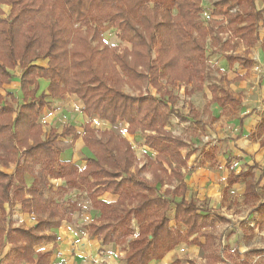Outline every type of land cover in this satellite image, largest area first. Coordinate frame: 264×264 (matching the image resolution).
Masks as SVG:
<instances>
[{"label": "trees", "instance_id": "16d2710c", "mask_svg": "<svg viewBox=\"0 0 264 264\" xmlns=\"http://www.w3.org/2000/svg\"><path fill=\"white\" fill-rule=\"evenodd\" d=\"M261 2L259 8L257 0H218L213 15L221 18L205 23L202 0H0V246L11 244L8 259L50 263L51 253L36 247L55 242L54 230L82 210L80 200L67 198L60 203L55 198L59 191L70 190L86 191L99 211L90 224V235L105 245L127 244L128 264L160 260L192 236L206 261L188 260L190 264H251L250 254L264 255V248H249L245 258L240 248L218 249V236L206 228L227 218L205 201L186 199L183 169L196 149L185 153L188 142L168 128L179 101L174 90L184 84L185 93L193 95L205 88L209 40L225 51L230 66H253L249 49L259 44L264 51ZM4 6L10 7L7 14ZM107 22L130 47L105 41L102 28ZM226 33L247 48L244 54L224 40ZM17 67L21 68L22 103L12 93L1 92L12 82ZM243 78L222 76L221 83L209 84L211 103L240 104L230 84ZM41 79L49 83L43 93ZM126 85L133 93L124 90ZM68 94L83 102L84 114L105 119L112 127L99 130L87 121L82 132L67 124L61 132L51 127L45 134L40 118L49 106L48 98ZM122 122L129 124V133H144V144L155 156L147 154L146 162L137 163ZM263 133L264 118L253 135L260 138ZM79 138L92 154L83 167L63 156ZM204 155L215 163L212 152ZM12 166L14 171H8ZM263 177H256L252 167L239 173L230 168L229 185L244 181L245 201L256 212L255 225H244L247 243L256 227L264 229ZM53 179L65 183L56 190ZM106 192L118 199H100ZM6 204H19L23 213L35 217V223L15 225ZM200 236H206L205 244ZM182 263L177 259L171 264Z\"/></svg>", "mask_w": 264, "mask_h": 264}, {"label": "rangeland", "instance_id": "374dc122", "mask_svg": "<svg viewBox=\"0 0 264 264\" xmlns=\"http://www.w3.org/2000/svg\"><path fill=\"white\" fill-rule=\"evenodd\" d=\"M218 0H202L203 12L201 14V19L208 23L212 18H221L213 15L214 4ZM257 6L259 8L263 7L261 0H257ZM6 14L9 12L10 7L4 6ZM264 30L263 27L260 28L261 31ZM103 38L106 42L111 44H117L120 47L129 46L127 42H123L118 37V31L113 28L111 23L107 22L102 28ZM224 40L229 39V42L235 45V52H243L244 46L235 39H230L228 33L224 34ZM261 48L259 44L249 49L252 52L256 62L254 66L249 70L247 78L243 82H235L231 85L234 92L240 95L242 99V104L238 106H227L225 108L216 107L215 104L209 102L211 98V92L208 89V85L211 83H221L220 79L222 76H226L229 79L235 78L236 75L245 73L238 63L230 66L226 57L225 51L221 48L216 49L212 46L211 40L208 42V76L205 83V88L203 91H197L193 95H187L185 93L186 86L180 84L174 92L179 96V101L175 105V114L172 117L170 126L168 127L176 136H180L185 141L188 142V147L183 151L185 153L193 151L196 149L195 153L192 154L189 160V168L186 172L188 181L190 182V177L195 171L197 177L205 178V191L204 189H199L190 186L188 193L189 197L201 198L205 192L206 197L210 192H213L215 187L213 184H222L224 180L226 159L229 157L231 159V165L237 170L246 169L248 165H253L255 162V155L261 166L264 167V152L256 150L257 144L253 142L250 138L251 130L254 129L260 120V117L264 115V63L261 62V55L258 53ZM233 51V52H234ZM264 56V55H263ZM41 64H46L47 60H39ZM14 78L10 84L4 85L1 92L3 94L12 93L15 95L19 103L23 102V94L20 89V74L21 68L17 67L13 70ZM48 80H40V93H43L48 89ZM191 86H189V89ZM153 94H156V89L150 87ZM124 90L133 93L131 88L127 85L124 86ZM9 99V97L7 96ZM49 108L47 107L40 118V122L44 126L45 134H47L51 127L56 128L61 132L65 125L73 124L78 128H81L87 121L91 122L93 128L99 130H106L112 127L111 123L105 119H101L97 116L88 117L82 112L83 102L76 95H66L64 98H48ZM254 112L251 116H248L244 120V134L240 140L238 136L240 126L239 122L243 115ZM178 114V116H177ZM129 124L127 122L120 123L123 135L129 139L137 154V163L141 165L147 161V154L155 156L156 152L147 146H145V135L142 132H138L133 135L127 131ZM211 136L209 141H205L206 136ZM220 144V145H219ZM243 146L246 154L240 153L237 149L238 145ZM86 148V147H85ZM208 148L217 158L216 165H211L208 159H205V152ZM69 157L73 158L75 152H79V148L76 150L69 151ZM254 154H252V153ZM250 153V154H249ZM238 155V156H236ZM80 154H76L74 158L78 162L80 161ZM79 164V163H78ZM137 164V165H138ZM215 172V177L212 179L210 172ZM262 169L258 168V172ZM30 177H28L29 179ZM54 180V179H53ZM54 182L55 189L59 188L60 185H64V181L61 179ZM191 184V183H189ZM193 184V183H192ZM208 193V194H207ZM105 194V193H104ZM103 194V195H104ZM212 197L216 196L217 193H211ZM241 193L239 189H234L232 192V197L235 198L227 200L225 202H218L216 198L213 199L216 209L229 214L230 218L228 222L220 224L218 227V232L221 236L222 246H231L232 248L239 247L242 250V258H245V251L249 247L253 248H264V230L257 231L249 243L245 242L244 231L242 227L244 225H254L255 223V210L252 206L245 205L240 197ZM55 198L62 203L67 198H75L76 200H84L88 198L86 191L83 190H70L66 193L59 191ZM211 198V197H210ZM231 198V197H230ZM179 200V198H177ZM71 200V199H70ZM10 215L14 216L17 222L22 223L23 221H28L31 223L34 221L33 218L29 217L25 219L21 215V210L18 206L11 208ZM174 205H172V210L170 212V217H173ZM26 224V223H24ZM172 225L175 222L172 221ZM183 228L182 226H180ZM221 246V245H220ZM189 254H185L184 258H188ZM248 257V256H247ZM196 258V257H195ZM198 259V258H196ZM251 264H264V255L260 257L256 253H252L249 256ZM199 260V259H198Z\"/></svg>", "mask_w": 264, "mask_h": 264}, {"label": "crops", "instance_id": "0c3cea01", "mask_svg": "<svg viewBox=\"0 0 264 264\" xmlns=\"http://www.w3.org/2000/svg\"><path fill=\"white\" fill-rule=\"evenodd\" d=\"M260 36H261V38L264 37V30L261 31ZM246 49L247 48L244 46V51L242 52V54H244ZM239 53H241V52H239ZM258 53H260V55L262 57L261 62L264 63V56H263L264 51H263V49L261 48V50L258 51ZM249 56L255 60L251 51L249 53ZM255 62H256V60H255ZM255 62H254V64H255ZM254 64H253V66H254ZM250 69H244L245 73L243 72L242 74H238V75L244 76V78L241 80H237L235 82L245 81V79L247 78V74H248ZM235 82H232L230 84L231 90H232L231 85ZM234 93H236V92H234ZM237 95L240 97L239 94H237ZM211 98H212V95H211ZM211 98H210V100H211ZM210 100H209V102L211 103ZM240 100H241L240 104H242L241 97H240ZM212 104H215L216 107H221L217 103H212ZM240 104H238V105H240ZM238 105H228V106H238ZM222 108H225V107H222ZM253 113L254 112H249V113L243 115V117L240 119V122H239L240 130H239V134L237 136L240 138V140L242 139V136L244 134V120L248 116H251ZM263 118H264V115L262 117H260V120L258 121L256 127L251 130V134H250V138L253 140V142L255 144H257L255 151L259 150L262 152H264V146L261 145V139L264 138V133L260 138H257L253 134L255 132H257L259 124L261 123ZM78 130L80 132L83 131L82 127L78 128ZM209 139H211L210 135L206 136L204 138V140L206 142L209 141ZM237 145H238L237 149L240 151V153L246 154V152H245L246 150L244 151L243 146H241L240 144H237ZM76 148H79L80 153L75 152V154L73 155V158L69 157L70 152L65 153L63 156L67 159H72L74 162L79 163L80 167H83L86 164V160H85L86 156L87 155L91 156L92 154L87 148H85V144H84V141L82 138H79L75 142L71 151L76 150ZM207 152H211V150L208 148ZM76 154H80L79 157H81V158L79 159V161L83 157H85L81 160L82 162H78L76 160V158H74V156ZM252 154H254V153H252ZM236 156H238V155H236ZM205 159H208V161L210 162L211 165H216V163H217L216 156L214 158L216 160L215 163H211V160H212L211 158L205 157ZM258 161H260V160H258V158L255 155L254 164L248 165L246 169H248V167H252L255 170L256 177H260L262 174L264 176V167L261 166V164ZM188 166H189V161H188ZM188 168L189 167H187L186 169L185 168L183 169L184 174H185V180H186L187 185H188V190H187L186 196H185L187 200L194 198L192 196L191 197L188 196L190 186L193 185V187H195V188L197 186V188H199L201 190V189H204L205 185H206L205 184V178L203 179V177H197V174L195 171L191 175L190 182H189L187 179V176H186V172H187ZM225 168H226L225 169L226 171L224 174V180H223L222 184H213L212 187H215V189H213V192H210L209 194L207 193L208 196H210L211 198L206 197L205 196L206 192H205L204 194H202V195H204L203 197L194 198V199H196L199 203H202L204 201L207 202L209 207H211L218 214H221L222 216H225L227 218V221L217 222L215 227H208V228H206V230H208L211 233H214L218 236V244H217L218 249H223V248L224 249H226V248L235 249V248H232L231 246H222V244H221V236L218 232V227L220 224H224V223L228 222L230 215L226 214L223 211H220L219 209H216V205H214L212 198H216L218 200V202H225V201L230 200V199H233V201H234L235 198L232 197V192L234 189H239L240 193H241L240 197L243 200V203L245 205L252 206L253 208H254V205L248 204L245 201V198H246L245 192H246L247 187H246V183L244 181H239L237 183H234L233 185H229V183H228L230 168L234 169L236 173H239L240 171L246 170V169L240 168V170H237L234 167V165H231V159L229 157L226 159V167ZM258 168H261L262 171L258 172ZM7 170L10 172H13L14 166L8 168ZM210 175H211L212 179H214L216 174H215V172L211 171ZM52 181L56 182L58 180L54 179ZM189 183H191V184H189ZM261 185H264V177H263V180L261 182ZM204 191H205V189H204ZM211 193H217V195L212 197ZM178 198L180 200V197H178ZM100 199L106 200L108 202H112V201H116L118 199V195L112 194L110 192H106L104 195L101 196ZM79 204L82 205V210L75 211L73 216H72L71 221H64L59 228L54 230L57 234L58 239L55 242L42 243L36 247V250L39 252H50L51 253L49 264H128L126 261V255H127V251H128L127 244L122 245V244H118V243H111V244L105 245L102 243V241L99 239L98 236L90 235V224L93 221L97 220V218L99 216V211L95 210L92 207V203H91V200L89 198H85L84 200L79 201ZM5 206H6L7 211L9 212L10 211V210H8L9 205L6 204ZM16 206H18L21 210V207L19 204H16V205L10 206V207L14 208ZM173 214H174V212H173ZM21 215L25 219L31 217L34 219V221L31 223H28V221L25 220L22 223H19L15 220L16 218L14 216L10 215V212H9V217L13 220L15 225L26 223V225L30 226V225H33L35 223V217L33 215H30L28 213H23L22 211H21ZM255 218H256V212H255ZM254 225H255V223H254ZM254 225L252 224L251 226H254ZM135 228H136V231H138V226L136 225V223H135ZM242 229L244 231V239H245L244 226L242 227ZM257 231H261V229L256 227L255 228V235H256ZM193 238H194V236L190 237L188 240L180 242L177 246H175L173 249H171L169 252H167L162 259L153 260L150 262V264H171L172 262H174L177 259L183 260L182 264H190L188 260L197 261L199 263H205V261H206L205 258H202V256H200L201 245L194 243L192 241ZM199 241L201 243L205 244L206 243V236H200ZM245 242H246V239H245ZM10 248H11V244L8 242H5L3 245L0 246V264H30L29 262L19 263V262H15L11 259H8L6 256L9 253ZM236 248H239V247H236ZM240 250H241V248H240ZM187 253L189 254V257L184 258V255ZM195 257L198 258L199 260L196 259Z\"/></svg>", "mask_w": 264, "mask_h": 264}, {"label": "built area", "instance_id": "2783aa9c", "mask_svg": "<svg viewBox=\"0 0 264 264\" xmlns=\"http://www.w3.org/2000/svg\"><path fill=\"white\" fill-rule=\"evenodd\" d=\"M61 254V253H60Z\"/></svg>", "mask_w": 264, "mask_h": 264}]
</instances>
